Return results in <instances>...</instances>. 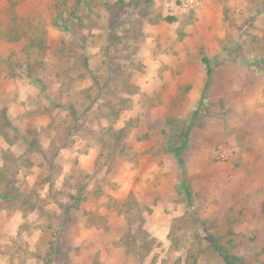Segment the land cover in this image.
<instances>
[{
  "label": "rangeland",
  "instance_id": "1",
  "mask_svg": "<svg viewBox=\"0 0 264 264\" xmlns=\"http://www.w3.org/2000/svg\"><path fill=\"white\" fill-rule=\"evenodd\" d=\"M169 2L0 0V264H264V0Z\"/></svg>",
  "mask_w": 264,
  "mask_h": 264
},
{
  "label": "trees",
  "instance_id": "2",
  "mask_svg": "<svg viewBox=\"0 0 264 264\" xmlns=\"http://www.w3.org/2000/svg\"><path fill=\"white\" fill-rule=\"evenodd\" d=\"M201 60L205 65L206 77L209 78L211 76L213 69H214V66L211 63V58L207 57V56H202ZM168 149L174 153L175 159L178 163V169L180 170V172H183V157H181L179 149L178 148H172V147H170ZM190 194H191V192H190V190H188L186 193V196L188 199H190ZM5 197H7V196H5ZM211 242H212L213 249L223 258V260L226 264H234L235 262L238 261V258L236 256H231L226 251L225 248H223L222 246H220L217 243L215 238L212 237Z\"/></svg>",
  "mask_w": 264,
  "mask_h": 264
},
{
  "label": "built area",
  "instance_id": "3",
  "mask_svg": "<svg viewBox=\"0 0 264 264\" xmlns=\"http://www.w3.org/2000/svg\"><path fill=\"white\" fill-rule=\"evenodd\" d=\"M201 3V0H170L168 3V9L173 14L174 11L178 10H188L191 7H195Z\"/></svg>",
  "mask_w": 264,
  "mask_h": 264
}]
</instances>
